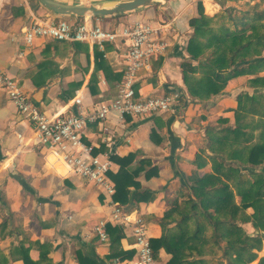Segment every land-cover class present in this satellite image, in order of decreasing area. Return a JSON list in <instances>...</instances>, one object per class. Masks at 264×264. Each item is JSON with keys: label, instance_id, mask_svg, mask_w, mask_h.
I'll list each match as a JSON object with an SVG mask.
<instances>
[{"label": "crops", "instance_id": "1", "mask_svg": "<svg viewBox=\"0 0 264 264\" xmlns=\"http://www.w3.org/2000/svg\"><path fill=\"white\" fill-rule=\"evenodd\" d=\"M196 15L194 0H167L98 18L59 15L38 0H0V70L14 77L32 103L48 117L76 113L79 109L87 111L99 100L117 95L116 86L124 67L123 42H105L98 47L86 41L38 37L29 45L24 41V29L33 22L60 19L74 23L86 20L107 29L111 25L115 28L127 22L150 20L153 24H168V47L164 55L152 59L150 66L139 72L136 88L142 96L160 95L172 88L183 92L179 61L186 54L182 41L190 32L188 20ZM181 16L185 21H179ZM77 98L80 105L75 103ZM231 99L228 93L209 101L186 100L183 96L184 102L174 112L123 119L111 116L104 122L106 132L97 123L86 127L83 140L94 146L95 154L112 153L108 154L107 177L113 186L109 173H116L119 165L110 155L135 153L128 170L135 169L141 159L147 160L136 179L141 189L154 192V198L129 208L117 205L130 218L140 216L145 220L150 239L162 234L159 221L174 199H182L180 185L183 177L196 168L195 155L202 145L201 136L205 135L202 124L225 113L227 118L233 106L224 103ZM152 166L154 169L146 176L145 171ZM110 198L101 186L66 173L60 164L50 163L47 147L38 143L30 121L17 111L0 86V264H25L27 259L32 264H78L77 254L94 258L99 264H129L137 250L132 224L111 218ZM102 219L107 221L106 226L119 227L121 236L112 241L108 234V239L102 241L94 231ZM177 219L174 213L173 219L168 220V234L179 233ZM209 232L210 228L204 231L208 241ZM210 246L213 247L205 246L202 256L195 257H212L215 261V246ZM170 257L161 248L155 253L156 264H165Z\"/></svg>", "mask_w": 264, "mask_h": 264}, {"label": "trees", "instance_id": "2", "mask_svg": "<svg viewBox=\"0 0 264 264\" xmlns=\"http://www.w3.org/2000/svg\"><path fill=\"white\" fill-rule=\"evenodd\" d=\"M245 4L247 8L239 15L234 7H227L230 24L222 22L215 27L212 24L214 16L205 14L202 1H197V15L188 20L192 31L185 46L186 55H181L184 60L180 63L182 81L192 100L211 98L221 91L228 80L241 75H253L252 86L264 89V75H259L264 71V0L247 1ZM243 96H237L234 126H221L228 118L218 117V125L206 127L208 148L222 160L216 161L217 157H213L211 169L200 174L207 159L201 152L196 153V168L183 177L180 185L183 191L181 201L174 199L159 221L162 234L151 238L154 257L161 248L171 254L165 264H224V261L225 264H248L256 259L257 250L261 249L264 178L262 171L254 167L264 168V108L260 111V121L249 131L247 123H243L245 113H256L259 109L246 107ZM256 126L260 127V133L256 141H251ZM96 152L93 151L94 154ZM134 157L135 153L123 157L110 156L119 165L116 173H109L114 183L112 198L127 208L137 202L152 200L155 196L154 192L141 189L136 179L147 160L141 159L135 169L128 170ZM225 158L237 161L239 166L225 163ZM245 164L254 166L245 172L246 178L241 170ZM153 169L154 166L147 169L145 175L149 176ZM248 208H252L251 213L247 212ZM174 213L178 215L175 225L179 233L172 235L168 234L166 224L173 219ZM244 223H251L256 229L255 234L246 232ZM206 228L211 230L210 243L213 246L220 249L221 242L226 244L223 257H217L215 261L212 257H195L204 254L209 242L204 237ZM106 231L112 241L121 236L119 227L108 224ZM77 261L78 264H99L96 259L82 254H77ZM32 263L30 259L25 260V264ZM258 264H264V256Z\"/></svg>", "mask_w": 264, "mask_h": 264}, {"label": "built area", "instance_id": "3", "mask_svg": "<svg viewBox=\"0 0 264 264\" xmlns=\"http://www.w3.org/2000/svg\"><path fill=\"white\" fill-rule=\"evenodd\" d=\"M167 25L162 22L153 24L150 20H136L107 29L99 23L92 24L86 20L74 23L60 19L33 22L24 29V41L29 45L38 37L58 41H86L98 47H102L105 42H123L124 67L117 86V95L109 100H99L87 111L79 109L76 113L48 117L32 103L14 77L0 70V86L17 111L30 121L38 143L47 147L50 163L60 164L66 173L78 175L101 186L108 198L114 193V186L107 177L110 165L108 154L112 153L94 154V146L83 140L86 127L97 123L100 130L106 132L104 122L111 116L123 119L126 116H148L178 109L185 94L180 89L172 88L160 95L142 96L136 88L139 72L149 67L152 59L166 53ZM75 103L80 105V98ZM110 203L111 218L114 221L132 224L137 250L129 264H156L145 220L140 216L130 218V214L122 210L112 198ZM106 222L102 219L94 226L95 233L102 241L108 239Z\"/></svg>", "mask_w": 264, "mask_h": 264}, {"label": "rangeland", "instance_id": "4", "mask_svg": "<svg viewBox=\"0 0 264 264\" xmlns=\"http://www.w3.org/2000/svg\"><path fill=\"white\" fill-rule=\"evenodd\" d=\"M194 1H195V5H196L198 0H194ZM201 1H202V6H203V9H204V13L209 15V16H214V18L212 20V24H213V26L218 27L222 22L225 25H229L230 24V21H229L228 16H227V9H226L227 7H234L236 14L239 15L240 11L245 10L247 8V5L245 4L247 1H250L251 3H253V2L258 1V0H201ZM221 1H222V3H221ZM159 3H161V2H156L155 5L159 4ZM209 4H210V6H209ZM115 17H117V16H115ZM179 21L180 22L185 21L184 16H181ZM122 22L126 23L124 21H122ZM114 26L115 25L109 26V29L113 28ZM118 26H120V25H118ZM191 31H192V29L190 28V32L186 34L185 38L182 41L184 50H185V46H186L187 40H188V38H189V36L191 34ZM262 53L264 54V49H263ZM185 54H186V52H185ZM185 57H187V56H185ZM183 60L184 59L181 58L179 63H181ZM259 75H264V71L260 72ZM252 77H254V76L253 75H241V76L234 77V78L228 80L226 85L221 89V91L218 94L213 95L211 98L205 99L206 101L207 100L209 101L212 98H215V97L221 96V95L224 96L227 93L231 95V97H232L231 102H226L224 104L225 105H232L233 107H231L229 109V110H231V113L227 117L228 121L225 122V123H221L220 124L221 126L229 125V126L232 127V126L235 125V119H234V117H235V109L237 107V96L239 94H244L242 100H243V103L244 102L246 103V107H248V108L249 107L250 108L257 107V109H259V111L256 109L257 110L256 113H252V112L245 113V117L243 118V123H247L246 124L248 126L247 129L250 131L251 130V126L255 125L256 123H258L260 121V111H261L262 108H264V89L262 87H253L252 83H251V78ZM183 93H185L184 97H185L186 100H187V98L192 100V97L189 95L190 93L187 92L186 87H185V90L183 91ZM260 95H263V97H260ZM246 96H247V98H246ZM183 102L184 101H181L180 104H182ZM228 107H230V106H228ZM241 114H244V112H241ZM223 116L226 117L227 116L226 113ZM223 116L221 115L220 117H223ZM217 119H218L217 116H214V118H212V120H209V122L206 121V122H204L205 124H202V126L205 128L204 129L205 135L201 136L202 145L198 149L197 153L201 152V154L204 157H206V159H207L206 166L204 168H202L204 171H209L211 169L212 164H213V157H217L216 161H221L222 160V157L216 156L208 148L209 141H208V137H207V134H206V127L208 125H211V123H215V125L219 124V121ZM253 131H254L253 132L254 133V137H253V139L251 141H254V140L256 141L257 140L256 136L260 133V127H257V126L254 127ZM223 161L225 163H227V164H232L233 167L239 166L237 161L227 160V158H225ZM250 167H254V166H252L251 164H245L244 166L243 165L241 166V170H242V173H243L245 178L248 177V176L245 175L246 174L245 172L247 170H249ZM261 167L262 166H257V167L255 166L254 168L257 171H262L263 178H264V168L263 167L261 168ZM179 192L181 194L183 191H179ZM235 199H236V201L239 200L237 196H235ZM247 212L251 213L252 212V208H248ZM243 227H244L245 231L248 232L249 234L250 233H254L255 234V230L256 229L252 226L251 223H244ZM210 234L211 233L209 232L208 235H210ZM261 236H262L261 249L257 250L256 259L251 261V262H249L248 264H258L259 259L264 256V232L261 233ZM206 245L207 246L211 245L210 241ZM225 245H226L225 242H221V244H220L221 248L220 249H218V247H215L213 249L214 246L213 247L210 246V249L212 248L214 250V252H215L214 256H216L218 258L219 257H223L224 247H226Z\"/></svg>", "mask_w": 264, "mask_h": 264}, {"label": "water", "instance_id": "5", "mask_svg": "<svg viewBox=\"0 0 264 264\" xmlns=\"http://www.w3.org/2000/svg\"><path fill=\"white\" fill-rule=\"evenodd\" d=\"M59 15L105 17L126 13L167 0H95L84 3H65L58 0H38Z\"/></svg>", "mask_w": 264, "mask_h": 264}, {"label": "bare ground", "instance_id": "6", "mask_svg": "<svg viewBox=\"0 0 264 264\" xmlns=\"http://www.w3.org/2000/svg\"><path fill=\"white\" fill-rule=\"evenodd\" d=\"M209 6H210V4H209Z\"/></svg>", "mask_w": 264, "mask_h": 264}]
</instances>
